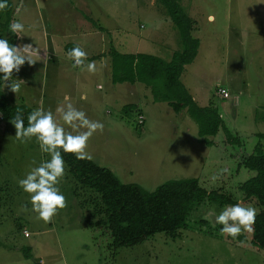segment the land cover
<instances>
[{
  "label": "rangeland",
  "instance_id": "rangeland-1",
  "mask_svg": "<svg viewBox=\"0 0 264 264\" xmlns=\"http://www.w3.org/2000/svg\"><path fill=\"white\" fill-rule=\"evenodd\" d=\"M83 1L57 0L63 7L71 4L73 15H63L53 25L47 24L46 15L53 14L42 0H11L13 8L17 5L14 28L21 33L13 54L19 96L7 92L11 102L31 104L36 117L62 131L79 155L109 167L123 182L153 190L165 180L194 176L208 190L240 198L238 185L252 173L240 160L258 141L264 147V138L257 135L264 132V0H181L195 20L193 33L200 43L180 79L198 104L217 106L237 137L225 142L220 130L209 136L213 145L199 140L197 123L184 110L152 100L144 83L111 81L110 45L165 59L180 47L164 7L155 0L168 19L161 34L149 37L154 16L147 0ZM60 11L55 10L57 17ZM85 13L111 32L93 44L106 53L100 61L90 62L80 51L76 64L78 55L68 50L69 35L75 33L70 28L91 30ZM76 16L79 22L71 20ZM4 19L0 0V21ZM55 27L56 39H51ZM4 34L0 27V44ZM126 34L130 40L124 47L117 35ZM131 102L136 107L126 115L122 106ZM88 193L45 137L0 117V264H264V247L251 243L252 230L244 218L245 212L259 209L253 200L220 204L206 197L193 204L179 235L160 231L114 248L102 225L92 228L85 221L91 211V204L83 202ZM25 245L32 258L23 256Z\"/></svg>",
  "mask_w": 264,
  "mask_h": 264
},
{
  "label": "trees",
  "instance_id": "trees-1",
  "mask_svg": "<svg viewBox=\"0 0 264 264\" xmlns=\"http://www.w3.org/2000/svg\"><path fill=\"white\" fill-rule=\"evenodd\" d=\"M5 3V19L0 22L4 36L0 44V117L10 120L20 127H32L57 150V155L67 165L74 181L88 191L91 211L86 223L92 228L102 225L110 234V246H128L143 241L155 232H165L171 237L179 235L180 228L186 224V217L193 204L206 197L220 204L248 203L253 200L259 207L255 212H245L251 232V243L264 247V147L258 141L251 152L242 156L239 165L252 170V173L238 185L240 198L232 192L207 189L197 177L171 178L148 190L136 182H123L107 166L96 163L92 158L79 155L67 136L58 128L41 122L33 108L25 103H12L3 83L11 73L16 32L11 26L12 3ZM170 17L179 35L180 47L175 49L170 59L148 52H122L110 45L111 81L144 83L149 87L152 100L167 101L176 112L184 110L197 123L199 140L213 145L215 140L209 136L220 130L225 142H236L226 126L223 117L212 102L200 105L181 81L180 75L185 64L193 61L197 54L200 39L193 35L194 19L187 13L180 0H156ZM86 18L98 29L105 30L93 17ZM74 51V44L68 48ZM98 56V55H95ZM136 104L125 103L124 114L128 115ZM264 138V132H259ZM77 191H73L76 193ZM232 222L233 218H229ZM234 221L240 223L241 218ZM23 256L32 258L29 245L22 247ZM32 264H42L33 260Z\"/></svg>",
  "mask_w": 264,
  "mask_h": 264
},
{
  "label": "crops",
  "instance_id": "crops-1",
  "mask_svg": "<svg viewBox=\"0 0 264 264\" xmlns=\"http://www.w3.org/2000/svg\"><path fill=\"white\" fill-rule=\"evenodd\" d=\"M11 1V0H10ZM43 1V5H44V8L47 12H51L53 14V17L52 15H50V13L48 15H46V21L48 22L47 24H52L53 25H58L62 20L60 19L63 15H65L66 17H68L69 19V16L73 15V13L71 11H69L68 9L72 6L71 4H68L66 2L65 3V6H61V2L58 3L57 0H42ZM181 1V0H180ZM38 2H40V0H38ZM81 2H84L83 0H81ZM12 3V2H11ZM154 3H155V0H147V3H146V7H147V11H148V8L151 9V16H154V20H153V24H152V32L153 34H148L149 37L151 36H154V37H157L158 34H161L160 32L162 31L163 27H162V23H166L167 22V16L166 14H164L163 12H158L157 8L159 9V6H157V4H155L156 6H154ZM183 5V4H182ZM13 6V5H12ZM81 6V4L79 5ZM156 7L155 9H153V7ZM13 8V7H12ZM17 8V5L14 6L13 10H12V17H11V26L12 28L15 30L16 32V38H15V41H14V52L13 54H15V51L17 50V40L19 41V39L21 38V33H19L16 28H14V10ZM61 9L60 11V15L57 17V14L55 13V10L56 9ZM185 8V7H184ZM72 10L76 11L75 9L71 8ZM186 10V9H185ZM45 11V12H46ZM84 12V11H83ZM188 13V12H187ZM86 14V13H85ZM189 14V13H188ZM191 16V15H190ZM79 17H80V20H81V14H79ZM192 17V16H191ZM94 18V17H93ZM193 18V17H192ZM71 19V18H70ZM194 19V18H193ZM61 20V21H60ZM72 21H76V22H79L78 21V18L76 16V18L73 20L71 19ZM88 20V19H87ZM86 22L89 23V29L91 30H87V29H81L77 26L72 27L70 29H73L75 30V33H72L70 36V40L69 42H71L72 44H74V51L75 52V55H78L79 57V61L78 63H80V58H81V55L79 54L80 51L84 54L85 57H87L89 59L90 62L92 61H100V57L103 56V55H106L105 51H97L94 49L93 47V44L96 45L97 44V39L100 37V38H103V36L105 35L104 32L105 31H108L107 28L105 27V30H100L98 28H96L89 20ZM1 22V21H0ZM73 24V23H72ZM103 26V25H102ZM195 20H194V26H193V30L195 29ZM57 27H55V29H53L51 31V36L52 38L51 39H56V34H53L55 31H57ZM124 30V29H123ZM193 30H192V33H193ZM108 32H111V31H108ZM132 35H134V33H132ZM194 35V33H193ZM115 36V34L112 36V38ZM128 35H117L118 37V44L126 47L128 45V41L130 40L129 37H127ZM196 36V35H195ZM134 37V36H133ZM198 37V36H197ZM48 40L50 39V36L49 38H47ZM138 40L139 39H142V37H139L137 38ZM112 39H110L111 41ZM62 43V41H61ZM200 43V42H199ZM199 47V46H198ZM77 50H79L77 52ZM119 50V49H118ZM121 51V50H119ZM198 51V50H197ZM44 52V55H46V52L47 51H43ZM125 52V51H123ZM131 52H138V51H131ZM50 51H48L47 53V56L49 57ZM43 55V56H44ZM95 55H98V56H95ZM13 62H14V56L12 57V62H11V73L10 75L5 79L4 83H3V90L5 91V93L7 94L8 98H9V95L7 92H10V94H13L14 96L17 95L19 96L18 94V87H19V83L21 82L20 79L18 78H15V70L13 68ZM74 63V62H73ZM77 64V63H76ZM186 65V64H185ZM110 69H111V58H110ZM191 93V92H190ZM24 94V93H22ZM22 94L21 95V98H22ZM25 95V94H24ZM193 98L195 99V96L192 95ZM10 100V99H9ZM196 100V99H195ZM11 101V100H10ZM22 102H23V99H22ZM198 103V102H197ZM16 104H20V103H16ZM26 104V103H25ZM28 105L31 106V104L27 103ZM34 110V114L35 116H38V111L33 107L31 106ZM39 118V117H38Z\"/></svg>",
  "mask_w": 264,
  "mask_h": 264
},
{
  "label": "built area",
  "instance_id": "built-area-1",
  "mask_svg": "<svg viewBox=\"0 0 264 264\" xmlns=\"http://www.w3.org/2000/svg\"><path fill=\"white\" fill-rule=\"evenodd\" d=\"M78 61H79V57H74L73 58V62L74 63H78ZM219 91L222 93L223 96H228V92L225 90V88L220 87ZM143 121H144L143 115L139 114L138 118H137V122L141 124V123H143Z\"/></svg>",
  "mask_w": 264,
  "mask_h": 264
}]
</instances>
